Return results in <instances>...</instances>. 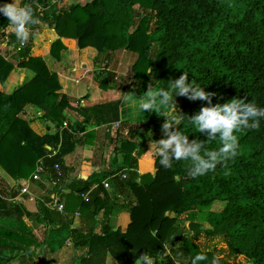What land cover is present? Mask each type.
I'll return each instance as SVG.
<instances>
[{
  "label": "trees",
  "instance_id": "obj_1",
  "mask_svg": "<svg viewBox=\"0 0 264 264\" xmlns=\"http://www.w3.org/2000/svg\"><path fill=\"white\" fill-rule=\"evenodd\" d=\"M66 1L21 0L20 6L30 7L39 21L29 26V39L23 43L0 15V43L8 38V46L16 49L12 60L0 53V83L17 66L35 72L12 94L0 89V165L18 181L10 187L0 175V264H64L48 254L61 249L68 239L75 248L85 250L76 264H105L109 253L119 264H138L144 253L163 258L166 264L175 260L192 264L200 254L207 259L198 264H233L238 258L239 264H264V118L258 129L234 132L239 142L235 158L196 178L188 175L191 160L173 161L170 168L160 165L155 148L151 150L139 138L144 124L130 123L119 150L122 167L70 184V197L78 200L84 228L72 227L66 203L61 212L41 201L38 211L31 212L17 200L38 165L53 175L69 172L66 157L93 135L80 137L75 132L119 122L124 115L123 98L83 107L61 92L59 74L33 54L35 38L46 26L59 36L51 47L56 59L66 49L62 38L76 39L80 48L94 47L105 55L107 67L119 51L136 53V81L127 83L123 92L137 100L154 87L167 90L169 82L189 73L186 83L212 93L211 103L188 95L175 97L170 115L181 124L173 125L171 131L187 135L189 143L199 141L202 156L222 146L219 133L210 139V129L200 132L188 119L204 107L223 106L232 99L264 107V0ZM7 2L12 0H0ZM102 74L106 77L101 87H118L107 70ZM27 104L44 109L40 119L53 122L56 130L48 126L45 133L36 132L33 120L21 116ZM69 108L83 120L69 121L68 129L63 125ZM169 109L160 108L162 113ZM148 120L145 127L154 131L167 122L158 113ZM124 169L128 178H116L125 192L122 212L129 215L114 227L110 216L115 202L104 181ZM218 203L224 208L213 210ZM103 210L105 215L97 219Z\"/></svg>",
  "mask_w": 264,
  "mask_h": 264
},
{
  "label": "crops",
  "instance_id": "obj_2",
  "mask_svg": "<svg viewBox=\"0 0 264 264\" xmlns=\"http://www.w3.org/2000/svg\"><path fill=\"white\" fill-rule=\"evenodd\" d=\"M12 2H14V0ZM16 3L18 4V6H20L21 0H16ZM58 38L59 36L56 31L48 27L44 34L39 35L38 40L36 38V49L34 47L33 54L35 56H40L37 53V50L39 47H41L42 50H46V52L49 54L48 57H45L43 55L42 57L47 62L49 60V62L52 61L51 64H54V62L58 61V59H56L51 54V47L53 42ZM62 41L66 45V49L62 51V60L65 58V56L68 57L73 54H81L80 51L82 50L80 49L78 41L76 39L62 38ZM15 52L16 49L14 47L8 46V38H4L1 40L0 53L3 56L12 60ZM83 54H86V51ZM62 60L59 59L58 63H62ZM74 73V77L71 76V79L75 80L74 82H76L79 73L78 71ZM34 76L35 72L33 70L17 66L11 72L6 82L4 84L0 83V89H3L7 94H12L24 83L33 79ZM61 83L63 86L61 92L70 96L76 101L77 104H80L83 107L114 101L120 98L124 99V97L127 95V92H123L124 85L120 84H116L118 86L116 88L111 87L106 89L101 87V83L99 84L97 80H92L90 83H88L89 85H91L89 87L90 91H88L84 95H79L80 93H78L77 89H75L76 87H70L69 85L62 82V80ZM116 90L120 92H116ZM82 96H84L85 99H82ZM124 107H127V110L129 111L126 113V115L125 113H123L124 115L119 122L104 125H94L89 127L87 132H83V137H87L91 134L93 135L91 136V140H88L87 144L79 145L75 152L66 157L65 162L66 166L69 167V172L62 170V173H59L58 175H53L49 171H45L41 180H34L33 175L28 179V183L26 185L29 184L30 190L36 195L37 200L32 202L28 199L26 195H22L20 193L17 200L23 203V207L25 209L31 212H36L38 211L41 205V203L39 202L42 201L43 203H48L50 199H59L61 202L66 203L68 208H70V216L73 218L72 227H86V224L84 223V215L80 210V206L77 202L78 200L74 197H70V184L78 178L84 177L86 179L93 173L101 172L106 169L111 170L112 167L118 169L122 167L123 155L122 152L119 150L122 140L128 137L129 135L130 126V105L124 103ZM44 113V109H41L36 105L27 104V106L25 107V111L21 114V116L25 119L33 120L32 127L38 133H45L48 126H51L52 129L55 131L56 128L53 122L40 119V117H42ZM66 114L68 117L66 121H70L71 124L75 122H81L83 120V116H81L76 110H73L71 108L67 109ZM144 131L145 130L141 131L139 134L140 140H142L141 137L144 134ZM122 174H125L128 178V169H124L120 172L118 171L116 174H114L113 177L108 178L104 181V183L108 182L110 184V187L106 189L110 192L115 202V204H113V212L110 216L111 224L114 227L117 226L119 223L126 222L129 215L127 212H122V202L125 192L123 194L122 189L120 188V185L116 178V176L118 175L122 177ZM0 175L5 181H7L10 187H15L16 185H18V181L11 177L7 173V171L2 167V165H0ZM96 187L97 184L93 188ZM104 215L105 210H103L97 216V219H102ZM25 220L30 225H32V222L27 216H25ZM36 231L41 232V227H37ZM84 252V249L75 248L72 244L71 239H68L61 249H58L56 252H50L48 256H50L49 258L51 260L65 262L64 264H76L77 258L81 254H84ZM105 264H119V262L116 257L109 253L106 255ZM138 264H141V261H138ZM155 264L166 263L163 261V258H158Z\"/></svg>",
  "mask_w": 264,
  "mask_h": 264
},
{
  "label": "clouds",
  "instance_id": "obj_3",
  "mask_svg": "<svg viewBox=\"0 0 264 264\" xmlns=\"http://www.w3.org/2000/svg\"><path fill=\"white\" fill-rule=\"evenodd\" d=\"M0 15L7 18L9 24L15 29L17 40L22 43L29 39V26L39 22L30 7L18 6L16 0L0 3ZM188 74L183 72L178 79L169 82L167 90L163 88L157 91L148 90L147 95L141 97L138 108L143 113L156 112L166 117L167 122L162 125V129L168 134V138L159 140L155 145L151 143V150L155 148L160 157V165L170 168L173 161L191 160L192 167L188 170V175L196 178L214 171L218 163L238 155L239 142L234 132L240 129H258L261 119L264 118V107H259L254 102L245 103L242 99H232L223 106L217 104L213 107H204L199 115L188 119L189 125H194L200 132L210 129V139L219 133L222 146L218 151H208L202 156L200 154L202 144L196 140L189 143L187 135L180 131H171L173 125H179L181 122L160 110L162 105L175 108L174 98L184 95H188L190 99L199 98L211 103L213 94L205 92L201 86L186 83ZM151 88L152 86L149 85V89ZM124 103L131 105L135 103V100L132 96H125ZM139 259L141 264H155L158 260V258L154 260L146 253L139 256ZM206 259V255H197L192 260V264H198L199 261ZM174 264H180V261L175 260Z\"/></svg>",
  "mask_w": 264,
  "mask_h": 264
},
{
  "label": "rangeland",
  "instance_id": "obj_4",
  "mask_svg": "<svg viewBox=\"0 0 264 264\" xmlns=\"http://www.w3.org/2000/svg\"><path fill=\"white\" fill-rule=\"evenodd\" d=\"M13 1V0H12ZM52 2H55L56 0H51ZM70 1H66V3H69ZM84 2V1H83ZM47 26L44 27L42 30H40L36 36L37 40L39 38V35L44 34L47 30ZM50 28V27H49ZM35 38V40H36ZM36 41L34 42V47L36 49ZM33 47V49H34ZM82 51L79 55H70L65 56V58L62 60V51H61V59L62 63H58V61L54 62V64H51L52 61L47 62V65L49 69L53 72H57L60 78V81L64 82L65 84L69 85L70 87H76L79 95H84L88 91H90L88 83H90L92 80H97V82L100 84L101 80L106 77L105 74H102L103 71L107 70L110 74H108L109 79L112 83L124 85L123 88H125L127 83H134L135 77H134V70L133 66L134 63L137 60V54L134 52H130L127 50L119 51L113 62L110 63V66L107 67V60L105 59V55L100 54L94 47H87L80 48ZM86 54H83L85 53ZM37 53L40 55V57L45 56L48 57V53L46 50H42L41 47L38 48ZM99 58V61L97 60ZM97 60V61H96ZM93 62V63H92ZM94 64V65H93ZM50 65V66H49ZM92 67V68H91ZM78 71V79L76 82L75 80L71 79V76L74 77V72ZM125 90V89H124ZM157 88H153L152 91H157ZM116 92H120L117 91ZM127 96V95H126ZM82 99H85L84 96H82ZM134 99V98H133ZM135 103L130 105V123H138V124H144V134L142 135L141 139L142 141H145L147 144L151 145V143L155 144L161 139L168 138V134L163 130L159 131H152L145 127L146 123L149 121L148 119L153 117L156 112H149L145 111L144 113L141 112L138 108L140 100L134 99ZM129 110H127V107H124V113H126ZM174 112V108L169 109L167 114H172ZM128 115V114H127ZM127 117V116H126ZM142 130V131H143ZM151 135V137H149ZM224 208L223 203L215 204L213 210L219 211ZM175 215V214H171ZM41 234V232H38ZM240 258H238L236 261L233 262V264H239Z\"/></svg>",
  "mask_w": 264,
  "mask_h": 264
},
{
  "label": "built area",
  "instance_id": "obj_5",
  "mask_svg": "<svg viewBox=\"0 0 264 264\" xmlns=\"http://www.w3.org/2000/svg\"><path fill=\"white\" fill-rule=\"evenodd\" d=\"M23 45V44H22ZM64 128H70V123L68 121H65L64 122V125H63ZM77 135H79L80 137H82L84 135L83 132H75ZM46 171V168L44 167L43 164H40L38 165L35 173L33 174V179L34 180H41L44 173ZM122 178H126V175L125 174H122ZM106 188H109L110 187V184L108 182H105L104 183ZM21 194L22 195H26L28 197V199L32 202L36 201L37 200V197L36 195L30 190V187H29V184L28 185H25L22 189H21ZM90 193L84 195L85 199L86 200H89L90 197H89ZM47 206H50L51 208H56L57 210L59 211H64L65 210V205L64 203H62L59 199H55L54 202H48L46 203Z\"/></svg>",
  "mask_w": 264,
  "mask_h": 264
}]
</instances>
